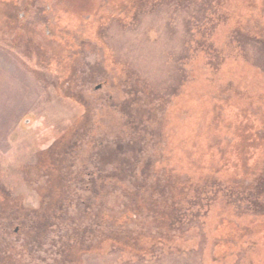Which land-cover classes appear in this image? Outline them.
I'll return each mask as SVG.
<instances>
[{"label": "rangeland", "instance_id": "obj_1", "mask_svg": "<svg viewBox=\"0 0 264 264\" xmlns=\"http://www.w3.org/2000/svg\"><path fill=\"white\" fill-rule=\"evenodd\" d=\"M0 264H264V0H0Z\"/></svg>", "mask_w": 264, "mask_h": 264}, {"label": "trees", "instance_id": "obj_2", "mask_svg": "<svg viewBox=\"0 0 264 264\" xmlns=\"http://www.w3.org/2000/svg\"><path fill=\"white\" fill-rule=\"evenodd\" d=\"M238 109V108H237ZM240 112H242L243 113V111L242 110H240V109H238ZM108 150V149H107ZM100 151V150H99ZM125 154V153H124ZM101 153H100V156L98 155V157H101ZM104 156V155H103ZM103 156H102V159H103ZM110 158V159H109ZM127 159V154H125V156L124 157H122V156H111V155H109V154H107V156L106 157H104V159L103 160H106V161H108V163H111V162H115V161H124V160H126ZM256 160H257V158H256ZM127 163H129V162H127ZM117 164V163H116ZM128 167L130 168L131 167V165H128ZM116 168H118V169H121V171H122V174L123 173H125V174H130V173H132V170L133 169H129V168H126V167H123V165H118L117 164V166H116ZM128 169H129V172H128ZM51 174H53V172H51ZM99 177H101V176H99ZM53 178H55V177H53ZM53 181H57V178H55V180H51V182H53ZM108 184V183H107ZM107 184H105V185H107ZM84 185V184H83ZM101 186V185H100ZM60 187V186H59ZM61 188V187H60ZM61 191H57V193L55 194V195H52V199H53V201H56V203H57V200L58 201H61ZM72 199H74L73 201H75L76 200V205H77V200L80 198V193H79V195H76V196H73V197H71ZM71 200V199H70ZM145 236L144 237H148L146 234H144ZM145 239H147V238H145Z\"/></svg>", "mask_w": 264, "mask_h": 264}, {"label": "flooded vegetation", "instance_id": "obj_3", "mask_svg": "<svg viewBox=\"0 0 264 264\" xmlns=\"http://www.w3.org/2000/svg\"><path fill=\"white\" fill-rule=\"evenodd\" d=\"M53 211H56V210H53ZM59 211V210H58ZM54 217H59V216H61L60 215V212L58 213V214H56V215H53ZM43 217H45V219L44 220H42L41 222H40V224L37 226V231L39 230V228H41V229H47V227H48V225H46L47 224V221L48 220H46V215H44ZM60 219V218H59ZM20 231V226H16L15 227V229H14V232H19ZM46 238H47V236H46ZM50 241V240H49ZM43 242H47V241H43ZM40 243H42V241H40Z\"/></svg>", "mask_w": 264, "mask_h": 264}]
</instances>
